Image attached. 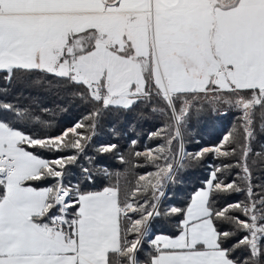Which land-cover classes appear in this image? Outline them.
<instances>
[{
  "label": "snow or ice",
  "instance_id": "6c2138e0",
  "mask_svg": "<svg viewBox=\"0 0 264 264\" xmlns=\"http://www.w3.org/2000/svg\"><path fill=\"white\" fill-rule=\"evenodd\" d=\"M0 71L9 83L20 73L52 74L83 89V99L103 108L127 109L157 97L176 121L169 144L181 136L192 101L204 94L212 105L241 109L246 139L252 138L257 108L264 121V0H0ZM177 100L183 104L179 112ZM0 109L15 119L28 118L10 103L0 104ZM80 127L77 123L60 135L40 137L0 118V264H121V259L123 264H141L138 246L149 234V218L161 215L160 188L165 177L173 180V163L178 170L186 157L220 153L217 147L195 154L182 151L180 160L165 158L164 167L149 173L154 182L141 176L145 184L132 193L119 182L99 192H80L60 179L43 189L27 184L62 178L65 164L76 160L68 156L49 161L28 149L82 152ZM249 151L243 150L245 161ZM243 171L246 189L217 181L215 190H246L252 197L247 162ZM149 187L157 201L150 206L153 210L134 207L130 195ZM212 188L209 183L208 190L197 193L178 237L152 241L156 252L145 264H239L230 254L240 246L249 250L244 264H264V195L216 210L209 204ZM230 209L246 218L228 215ZM129 211L140 212V218L131 220ZM122 216L131 227H122ZM214 219L234 222L248 235L231 248L222 247L234 233L218 231ZM129 232L137 238L128 240Z\"/></svg>",
  "mask_w": 264,
  "mask_h": 264
},
{
  "label": "trees",
  "instance_id": "16d2710c",
  "mask_svg": "<svg viewBox=\"0 0 264 264\" xmlns=\"http://www.w3.org/2000/svg\"><path fill=\"white\" fill-rule=\"evenodd\" d=\"M82 91L79 87L67 84L62 78L39 72L20 73L9 83L5 79V73L0 71V104L10 103L25 111L28 117L15 119L12 112L0 109V118L13 122V126L28 135L40 137L57 136L77 123L82 125L77 128L78 132L80 129L81 134L87 138L81 141L82 152L72 148L59 152L28 149L49 161L58 157L76 156L75 162L65 164L63 169L61 182L67 187L78 186L80 192H99L119 182L121 188H127L132 193L137 187L145 184V181L139 179L141 176H146L154 182L155 176L149 173L155 174L160 167H164L165 158L172 160L174 157L180 160L182 151L195 154L217 147L221 150L220 153L206 151L196 159L186 157L185 166L178 170L173 163L174 178L163 179L160 191H163L164 195L159 197L158 203L153 199L151 187L147 191L142 189L135 196L130 195L129 202L134 207L143 205L145 211H152L150 206L157 203V210L161 213L149 218V234L142 240V246H138V259L141 264H145L155 254L156 248L152 241L158 236L175 238L180 235L182 221L185 220L193 196L206 188L212 181L213 173L216 178L212 183L209 204L216 210L236 203L243 206L249 203L250 199L259 200L264 195V121L260 118L259 108L251 125L253 137L246 139L245 120L241 109L224 104L212 105L204 99V94H200L198 100L192 101L184 126L181 127V136L172 139L169 144L168 141L175 135L177 125L172 111L161 99L153 97L151 101L141 100L127 109L118 106L103 108L98 102L83 99L79 94ZM186 98L191 99V96ZM182 106V101L177 100V112ZM230 133L234 138L243 136L244 139L238 145L234 140L225 145L224 137ZM108 145L116 147L108 152L99 151ZM245 147L250 148L246 161L242 157ZM161 148L164 149L162 153L159 152ZM233 148L235 152H232ZM226 151L229 155L221 154ZM150 152L153 156L147 154ZM157 156L159 159H153ZM245 162L251 172L254 195L249 197L246 190L217 192L214 188L217 181L224 184L234 182V186L247 188L244 180L246 174L243 171ZM57 181V178H42L26 183L43 189L55 186ZM173 207L182 211L171 213L170 209ZM228 215L239 217L241 220L246 218L237 209H230ZM128 217L131 220L139 219L140 212L129 211ZM121 220L122 227L126 223L131 227L127 218L122 216ZM214 224L218 231L234 233L224 241L222 247L231 248L248 235L243 229L237 230L234 222L214 219ZM137 235L135 232H129L127 239L135 240ZM230 258L244 264V261L249 259V250L244 246L235 248Z\"/></svg>",
  "mask_w": 264,
  "mask_h": 264
},
{
  "label": "rangeland",
  "instance_id": "374dc122",
  "mask_svg": "<svg viewBox=\"0 0 264 264\" xmlns=\"http://www.w3.org/2000/svg\"><path fill=\"white\" fill-rule=\"evenodd\" d=\"M77 132H78V130H77ZM78 133H80L81 134V131H80V129H79V132ZM71 134V133H70ZM81 136H82V139H81V141H85L87 138L85 137V136H83V134H81ZM244 138H243V136H238V137H236V138H234V136H231L230 138H229V141L228 142H224V144L225 145H227L228 143H230L231 141H235V143L238 145V144H240L241 142H242V140H243ZM221 151V150H220ZM151 153V156H153V153L152 152H150ZM147 154H149V153H147ZM59 170V169H58ZM57 179H60L61 181H62V179L61 178H57ZM213 178H212V181H210L209 183H213ZM209 183L207 184V186H206V188L205 189H202V190H208V185H209ZM166 189V188H165ZM202 190H200V191H202ZM200 191H198V192H200ZM163 192V191H162ZM197 192V193H198ZM164 193V192H163ZM197 193L193 196V198H192V202H193V200H194V198L196 197V195H197ZM192 202H191V205H192ZM190 205V206H191ZM189 206V207H190ZM187 218V211H186V216H185V219ZM164 237H167V236H164ZM168 238H172V237H168ZM176 238V237H175Z\"/></svg>",
  "mask_w": 264,
  "mask_h": 264
},
{
  "label": "crops",
  "instance_id": "0c3cea01",
  "mask_svg": "<svg viewBox=\"0 0 264 264\" xmlns=\"http://www.w3.org/2000/svg\"><path fill=\"white\" fill-rule=\"evenodd\" d=\"M158 237H164V236H158ZM160 248L163 249V241L160 242Z\"/></svg>",
  "mask_w": 264,
  "mask_h": 264
}]
</instances>
